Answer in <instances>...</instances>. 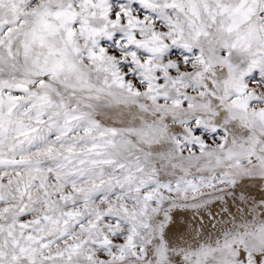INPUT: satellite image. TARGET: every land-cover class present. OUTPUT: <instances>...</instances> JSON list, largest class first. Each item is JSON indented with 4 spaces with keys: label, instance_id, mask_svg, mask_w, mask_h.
I'll return each instance as SVG.
<instances>
[{
    "label": "snow or ice",
    "instance_id": "1",
    "mask_svg": "<svg viewBox=\"0 0 264 264\" xmlns=\"http://www.w3.org/2000/svg\"><path fill=\"white\" fill-rule=\"evenodd\" d=\"M0 264H264V0H0Z\"/></svg>",
    "mask_w": 264,
    "mask_h": 264
}]
</instances>
